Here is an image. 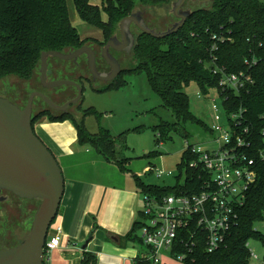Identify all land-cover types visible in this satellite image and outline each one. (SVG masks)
I'll list each match as a JSON object with an SVG mask.
<instances>
[{
  "label": "trees",
  "instance_id": "16d2710c",
  "mask_svg": "<svg viewBox=\"0 0 264 264\" xmlns=\"http://www.w3.org/2000/svg\"><path fill=\"white\" fill-rule=\"evenodd\" d=\"M210 1V8L192 9L185 24L175 34L163 39H154L137 30L131 50L137 64L126 70L121 69L120 75L112 83L94 90L104 92L113 84L121 87L125 82L119 78L124 74L144 72L150 89L158 95L163 106L171 111L177 121L202 125L190 111L189 98L183 92L184 88L195 84L206 95L208 90L217 85L218 78L214 74L216 68L227 73L244 71L251 75L254 83L247 92L240 96L231 95L230 99L235 105L244 108L247 122L258 134L264 129V3L258 0ZM66 2L67 0H0V80L16 77L30 81L37 74L39 77L40 56L43 52L66 54L85 45H96L101 50L110 37L118 34L120 21L136 12L138 7L167 8L176 0H102L101 8L88 0H74L80 21L99 28L103 36L102 42L80 38L70 22ZM102 13L105 14V20L102 19ZM82 57L83 62H78L80 70L84 63L87 69L85 56ZM50 59L57 61L55 58H48V62ZM97 61L99 62L98 58ZM107 70L108 66L105 71ZM82 80L93 83L90 74L89 77L83 74L77 77V83L81 87ZM8 100L10 101L9 98ZM92 114L97 115L92 109L87 112L77 111V116L69 111L59 113L49 108L42 109L33 114L31 125L33 129L34 123L42 117H47L50 122L71 120L78 145H89L105 162L116 165L121 171L126 170L125 165L129 159L119 155L109 131L99 127L97 134H91L85 127L84 118ZM176 126L160 124L155 130L158 139L165 138ZM159 140L157 145L161 143ZM154 155L155 152H150L145 156ZM193 157L188 144L177 165L175 185L144 184L135 177L136 190L142 196L157 199L172 193L185 194L193 184L201 182L188 166ZM149 169L152 170V166ZM257 172V180L246 194L245 203L239 211L238 224L232 228L218 250L207 253L202 231L196 232L192 237L195 228H190L178 232L169 256L174 259L177 254H186L188 258L184 264H249L247 243L255 241L264 245V236L254 231L255 224L262 222L264 213V166L259 165ZM182 174L183 183L179 184ZM138 214L139 220L133 223L122 241L141 246L143 243L139 232L144 216L142 211ZM136 263L147 264L139 259ZM80 264H97L95 255L84 253Z\"/></svg>",
  "mask_w": 264,
  "mask_h": 264
},
{
  "label": "rangeland",
  "instance_id": "374dc122",
  "mask_svg": "<svg viewBox=\"0 0 264 264\" xmlns=\"http://www.w3.org/2000/svg\"><path fill=\"white\" fill-rule=\"evenodd\" d=\"M92 5L101 8L102 0H88ZM137 0H135L136 2ZM177 1V0H176ZM260 3H264V0H258ZM74 0H67V9L70 14V22L73 27L76 28L78 34L82 38L97 37L102 34L101 30L94 26L83 24L78 18L76 9L74 7ZM210 0H186L183 5V9L190 10L195 8H210ZM171 6L169 7H157L154 9L137 8L136 12L142 13V18L149 28L157 32H163L177 22L176 18L171 14ZM102 19L105 20V14L102 13ZM133 35L138 33L137 29L133 25L130 26ZM117 35V34H116ZM97 53V58L100 62V48L96 45L93 46ZM113 53V52H112ZM122 69L133 67L137 64V61L133 55V52L129 53H113ZM84 60V57H80L79 61ZM49 71L47 70V77L49 80H73L77 82V74H61L57 75L55 70L62 69L66 66H71V62H61L50 59ZM83 75L89 77L86 71V65L84 63ZM57 77V78H54ZM75 79V80H74ZM119 80L124 81V85L121 87L113 84L108 90L104 92H96L94 88L102 89L107 86V83L101 81H93L89 83L82 80V98L81 101L69 108V112L74 116H77V111L87 112L92 109L97 115H90L84 118V125L91 134H97L99 127L107 129L111 136L115 140L119 155L129 159L125 165L124 171H121L116 165L105 162L100 155H98L89 145H86L88 151L91 154L85 155L82 163L78 166H73L70 169L62 170V162L56 160L62 174L64 176H71L76 178L78 176L89 179L92 177L94 180L105 183L110 187H114L120 194L135 189V177L139 178L144 184H152L158 186H173L175 185V177L178 175L177 165L180 162L182 153L187 145H194L197 149L202 148L211 135L208 133L207 128L212 123L211 113L209 109V101L207 98H203L198 87L195 84H191L187 88H184L183 92L188 96L190 102V111L196 117L202 125L195 123L183 124L175 119L171 111L166 109L158 95L153 92L149 85L148 80L144 72H134L130 74H124ZM43 89L40 87L38 74L30 81H23L16 77H8L0 80V92L4 93L7 98L14 101L20 108H23L29 95L33 91H40ZM48 94L54 96L59 92H63L65 97H55V101L62 103L64 98L74 97L72 94H76L75 90L69 86H63L58 88H46ZM44 93V92H43ZM211 98H217L215 92H211ZM71 98V99H72ZM48 109L44 102L38 98L33 100L32 112L37 110ZM77 110V111H76ZM55 114V113H54ZM162 123L169 125H177L175 129H171L168 135L164 138L158 139L156 127ZM186 137H185V136ZM157 140L161 143L157 145ZM150 152H155L156 155L146 157ZM56 159V158H55ZM152 166V171L147 172L149 167ZM156 171L162 172L163 175L160 178L156 177ZM171 172L172 176H167V173ZM183 174L179 179V184L183 183ZM136 200L137 210L142 211V195L138 193ZM39 202L37 200H31L25 205L31 208V215L27 219L26 223L20 225L15 216L9 217V224L11 226V233L14 239L11 241V237L7 231V241L10 243L22 241L27 235L32 216L37 208ZM18 225L20 227H18ZM6 229V228H5ZM254 229L264 233V222L256 223ZM6 232V231H5ZM17 242V244H18ZM12 244V245H13ZM16 244V243H15ZM249 247L260 257L264 258V245L261 243L251 241ZM161 260L166 264H184L183 262L176 261L169 256L168 252L160 253Z\"/></svg>",
  "mask_w": 264,
  "mask_h": 264
},
{
  "label": "built area",
  "instance_id": "2783aa9c",
  "mask_svg": "<svg viewBox=\"0 0 264 264\" xmlns=\"http://www.w3.org/2000/svg\"><path fill=\"white\" fill-rule=\"evenodd\" d=\"M214 74L218 78L216 87L206 95L200 92L209 101L212 123L207 131L211 138L202 148L190 145L194 157L188 166L201 182L193 184L185 194L172 193L159 199L142 196L144 219L139 236L147 249L141 260L147 264H161L160 253H169L178 232L190 228H195L192 237L202 231L207 253L218 250L238 224L246 194L257 180L258 166H264V129L257 134L247 122L244 108L230 99L231 95L247 92L254 83L253 78L244 71L227 73L218 68ZM211 92L217 98H211ZM162 175L156 171L157 178ZM167 176L172 173L168 172ZM62 237L63 228L55 220L45 238L44 264H48L50 255L59 248ZM246 246L249 264H264V258L249 243ZM187 258L186 254H177L174 259L184 263Z\"/></svg>",
  "mask_w": 264,
  "mask_h": 264
},
{
  "label": "water",
  "instance_id": "95a60500",
  "mask_svg": "<svg viewBox=\"0 0 264 264\" xmlns=\"http://www.w3.org/2000/svg\"><path fill=\"white\" fill-rule=\"evenodd\" d=\"M186 0H177L171 5V13L178 19L170 28L157 32L147 26L141 12L124 17L118 27V36L110 37L100 50V58L108 66L107 72L97 69L96 53L85 45L73 52L62 54L43 52L40 56L39 81L42 88L69 86L76 90L73 99L56 105L43 92L33 91L23 108L0 96V192H9L25 200L39 202L32 216L27 235L16 246L0 250V264H43V247L51 223L56 218L64 193V177L50 150L41 142L32 129V104L35 98L44 102L52 111L67 113L68 108L78 104L83 88L73 80H49L48 58L75 62L85 56L87 69L93 81L112 83L121 73L119 61L112 55L129 53L134 45L133 25L139 32L154 39H163L175 34L192 14L182 10ZM86 244L83 246L85 249Z\"/></svg>",
  "mask_w": 264,
  "mask_h": 264
},
{
  "label": "crops",
  "instance_id": "0c3cea01",
  "mask_svg": "<svg viewBox=\"0 0 264 264\" xmlns=\"http://www.w3.org/2000/svg\"><path fill=\"white\" fill-rule=\"evenodd\" d=\"M80 38L103 41L102 34ZM83 67L78 77L84 74ZM106 67L102 60L97 61L99 70H106ZM33 130L56 160L62 162L63 171L80 165L85 155L91 154L90 147L78 145L71 120L50 122L47 117H42L34 123ZM137 198L135 189L120 194L114 187L92 177L64 176V193L55 219L63 228V237L48 264H80L86 252L95 255L97 264H137L138 259L142 261L147 249L122 241L133 223L139 220L141 211L137 210ZM161 264L166 263L161 260Z\"/></svg>",
  "mask_w": 264,
  "mask_h": 264
},
{
  "label": "flooded vegetation",
  "instance_id": "af4514ba",
  "mask_svg": "<svg viewBox=\"0 0 264 264\" xmlns=\"http://www.w3.org/2000/svg\"><path fill=\"white\" fill-rule=\"evenodd\" d=\"M181 9L185 10V9H183V7ZM190 10L192 11V9H190ZM176 21L178 22V19ZM131 32H132V30H131ZM117 36H118V34H117ZM88 46H90L91 48L94 49L93 45H88ZM112 52L115 53V54H118V53L114 52L113 50H111V53ZM113 53H112V55H113ZM79 58L75 62H72L71 66L55 70V73L57 75H61V74H70V75H72V73L77 74V72H79V70H78L79 69V65H78L79 64L78 63L79 62ZM96 59H97V56H96ZM98 71L107 72L108 70L105 71V70H99L98 69ZM54 78H57V77H54ZM76 80H77V78H76ZM40 87H42L41 84H40ZM47 91L48 90H46L45 88L41 89V92H44V94L47 97H49V99H51L56 105H59V106L63 105L64 103H66L67 101L71 100V98H72V96L71 97L69 96L67 98H64L62 103H58V102L55 101V97H65L64 93L63 92H59L58 94L54 95L55 96L54 97V96H51L50 94H48ZM72 95L75 97L74 94H72ZM0 96L6 98L2 94H0ZM11 102L14 103L15 105H17L14 101H11ZM71 107H69V108H71ZM69 108H68V110H69ZM29 201H31V200H25V199L18 198L17 196H15V195H13V194H11L9 192H6V191H1L0 192V250L5 249V248L14 247V246L18 245L21 242V241L18 242V240H17L13 244V243H10V240L7 241V231H8L9 236L11 237V241L13 242L14 240H16V238L14 239V237L12 236L13 233H11V227L13 225L7 226V223L9 224V222H8L9 217L13 218V216L16 217V219L18 221V224H19V222H20V225H23L24 223H26L27 219L31 215V208H29V207H27L25 205ZM18 227H20V226L18 225ZM17 242H18V244H17Z\"/></svg>",
  "mask_w": 264,
  "mask_h": 264
}]
</instances>
